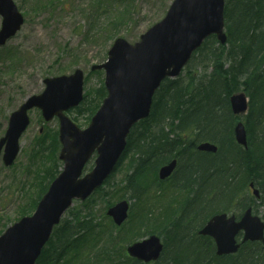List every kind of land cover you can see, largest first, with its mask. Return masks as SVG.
I'll use <instances>...</instances> for the list:
<instances>
[{"label": "trees", "instance_id": "16d2710c", "mask_svg": "<svg viewBox=\"0 0 264 264\" xmlns=\"http://www.w3.org/2000/svg\"><path fill=\"white\" fill-rule=\"evenodd\" d=\"M224 23L226 43L208 37L192 54L184 74L162 81L149 116L135 124L127 137L125 152L133 153L132 173L138 178L127 180L132 198L140 200L152 187L157 195L162 183L157 170L172 158L178 162L174 175H181L178 188L188 193L171 219L157 221L159 230L147 232L162 237L164 249L159 260L166 259V264H264V244L247 242L236 254L217 257L212 240L197 235L213 213L256 208L248 191L249 181L258 187L264 209V0H225ZM197 60L205 69L194 76L191 69ZM241 90L249 98L248 112L242 117L247 150L233 139L236 117L228 101L232 93ZM97 94L101 101L103 85ZM257 130L261 131L259 137ZM48 138L49 151L45 147ZM205 140L217 145L216 153L196 151V144ZM34 144L35 153L45 149L50 153L53 169L46 174L51 181L58 170L50 171L61 166L57 131L50 137L40 136ZM110 178L94 193L103 191ZM47 185L31 201V211H21L20 216L32 212ZM91 201L93 195L81 208L67 210L35 264H143L125 252L120 238L124 224L113 225L105 212L102 221L96 219ZM108 201L106 207L112 204Z\"/></svg>", "mask_w": 264, "mask_h": 264}, {"label": "water", "instance_id": "95a60500", "mask_svg": "<svg viewBox=\"0 0 264 264\" xmlns=\"http://www.w3.org/2000/svg\"><path fill=\"white\" fill-rule=\"evenodd\" d=\"M224 0H172L164 16L137 41L128 43L124 38L113 40L107 51V60L91 66L104 69L107 96L92 116L89 125L78 128L64 113L82 100L83 71L76 68L70 74L47 77L44 90L32 95L8 118L4 136L0 138L2 161L10 165L19 150V137L29 124L28 110L38 107L48 121L58 118V154L63 161L62 171L52 180L39 199L34 212L22 216L0 234V264H34L48 241L53 227L59 223L73 199H86L112 172L126 145L130 127L149 114L151 98L160 81L174 77L203 40L214 34L220 43L224 33ZM0 45L13 36L23 23V17L13 0H0ZM232 112L247 109L244 93L229 98ZM235 139L246 145L243 125L234 127ZM198 149L214 152L216 147L201 143ZM97 156L93 168L82 176V170L91 154ZM175 160L161 166L158 177H168ZM256 193V190H254ZM129 204L120 200L108 207L106 214L116 225L127 218ZM243 230L242 242L260 240L264 243V223L248 208L236 221L226 213L215 214L198 231L214 239L216 254L237 251L235 235ZM163 245L157 235L151 234L126 247L127 253L144 262L156 260Z\"/></svg>", "mask_w": 264, "mask_h": 264}, {"label": "rangeland", "instance_id": "374dc122", "mask_svg": "<svg viewBox=\"0 0 264 264\" xmlns=\"http://www.w3.org/2000/svg\"><path fill=\"white\" fill-rule=\"evenodd\" d=\"M13 1L24 21L16 34L0 46V138L4 135L9 114L27 97L43 90L44 78L69 74L75 68L84 71L83 92L86 97L66 114L84 128L100 102L97 92L104 78L103 70L91 71L90 66L105 61L115 37L135 42L142 32L164 15L171 0ZM201 64L204 65L197 60L191 67V74H202L205 68ZM28 114L30 123L20 136V149L13 164L5 166L0 156V233L18 220L21 211H31V203L42 186L50 181L46 171L53 169L50 153L45 152L49 138L45 143L46 149L40 153H35L34 143L40 136L50 137L57 131V119L44 121L38 108H32ZM260 133L257 130L255 134L259 137ZM133 158V153L125 154L103 191L93 193V201L89 204L95 218L102 221L101 214L108 200L110 203L120 199L130 202L129 216L120 230L124 246L148 235L150 229L159 230L155 227L157 221L171 219L188 195L186 190L176 186L180 178L176 175L161 183L157 195L152 187L140 200L132 198L126 185L127 180L138 181L132 173ZM91 163L88 161L84 169L90 168ZM57 170H60L59 165L50 173ZM84 202H75L72 207L81 208ZM141 207L147 209V213ZM255 212L264 220L262 206L257 205ZM157 264H166V259L159 260Z\"/></svg>", "mask_w": 264, "mask_h": 264}]
</instances>
